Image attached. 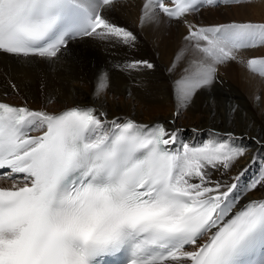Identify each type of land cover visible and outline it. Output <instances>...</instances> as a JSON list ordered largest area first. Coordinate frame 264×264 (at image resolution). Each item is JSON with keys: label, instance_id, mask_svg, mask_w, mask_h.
<instances>
[{"label": "snow or ice", "instance_id": "6c2138e0", "mask_svg": "<svg viewBox=\"0 0 264 264\" xmlns=\"http://www.w3.org/2000/svg\"><path fill=\"white\" fill-rule=\"evenodd\" d=\"M117 2L0 0V52L51 60L86 37L134 47L136 35L102 14ZM253 2L147 0L142 6V27L158 23L162 12L188 30L184 39L195 58L176 82V116L197 92L211 89L219 65L244 63L243 51L264 47V23L198 27L187 16L205 5ZM154 67L130 61L124 70ZM247 67L264 77V57L247 60ZM108 86L101 73L94 94ZM179 132L160 123L107 122L93 107L50 114L0 101V176L23 174L22 186L0 188V264H105V257L120 264L122 256L123 264H264V200L237 210L243 171L230 184L212 179L245 155L237 143L244 136L226 132L223 142L173 152L167 146ZM252 139L264 149V138ZM257 187H264V171L249 185Z\"/></svg>", "mask_w": 264, "mask_h": 264}, {"label": "bare ground", "instance_id": "6f19581e", "mask_svg": "<svg viewBox=\"0 0 264 264\" xmlns=\"http://www.w3.org/2000/svg\"><path fill=\"white\" fill-rule=\"evenodd\" d=\"M146 2L118 1L110 10H103L111 23L136 35L134 47L86 37L71 41L67 50L58 54L59 58L51 60L26 61L0 52V101L48 113L76 105L93 107L97 112L106 113L107 122L119 123L133 118L149 125L166 120V128L180 129L175 152H182L184 145L202 147L223 142L227 139L223 135L226 132L244 136L237 143L247 149L245 155L229 169L213 172L212 179L230 184L243 171L236 189L241 193L237 209L247 201L264 200V187L249 189L264 171V149L252 140L253 137L264 138V77L254 75L247 67V60L264 57V47L243 51L240 58L244 63L219 65L211 89L197 92L191 105L175 116L178 109L176 82L185 75V68L195 57L191 43L184 39L188 31L184 24L160 13L158 23L141 26L142 6ZM187 22L198 27L231 22L264 23V0L204 8L189 14ZM178 54H182L179 60ZM130 61H148L155 67L153 70H124V65ZM101 73H107L109 86L95 95ZM232 106L236 110L229 113ZM254 156L257 157L255 162ZM254 164L255 172L251 169ZM16 185L0 180L2 187Z\"/></svg>", "mask_w": 264, "mask_h": 264}, {"label": "rangeland", "instance_id": "374dc122", "mask_svg": "<svg viewBox=\"0 0 264 264\" xmlns=\"http://www.w3.org/2000/svg\"><path fill=\"white\" fill-rule=\"evenodd\" d=\"M218 73V72H217ZM254 75H256L255 73H254ZM259 77H261V76H259ZM6 97H11V98H13L12 96H7L6 95ZM8 99V98H7ZM7 101V100H6ZM77 106V105H76ZM79 106H81V105H79ZM51 113V112H50ZM176 116V115H175ZM131 119H133V118H131ZM124 120V119H123ZM134 120V119H133ZM160 122H163L164 124L167 122L166 120H162V121H160ZM253 140V139H252ZM254 141V140H253ZM256 166V164H254V165H252L251 166V169L254 171V167ZM255 172V171H254ZM258 176H259V174H258ZM3 183V182H2ZM240 184V183H239ZM243 187L241 186V184H240V189H242ZM235 195L238 197V196H240L241 195V193H240V190H235ZM251 201V200H250ZM255 201V200H254ZM257 201V200H256Z\"/></svg>", "mask_w": 264, "mask_h": 264}]
</instances>
